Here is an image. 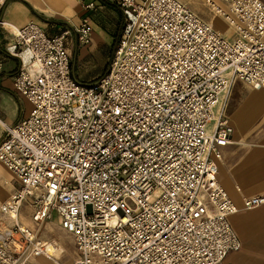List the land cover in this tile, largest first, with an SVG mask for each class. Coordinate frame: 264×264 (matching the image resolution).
Listing matches in <instances>:
<instances>
[{
  "label": "built area",
  "instance_id": "1",
  "mask_svg": "<svg viewBox=\"0 0 264 264\" xmlns=\"http://www.w3.org/2000/svg\"><path fill=\"white\" fill-rule=\"evenodd\" d=\"M221 2L227 12L205 0L233 26L232 41L180 0H119L120 36L89 86L72 75L67 31L48 36L34 22L0 20L20 61L13 88L32 107L3 126L0 163L20 187L0 206V264H63L64 252L57 258L21 223L25 203L33 224L55 216L71 235L72 264H222L240 250L229 222L238 209L217 180L233 129L224 102L217 118L213 109L236 80L264 89V2ZM75 31L90 43L87 17ZM262 205L264 195L243 200Z\"/></svg>",
  "mask_w": 264,
  "mask_h": 264
},
{
  "label": "crops",
  "instance_id": "2",
  "mask_svg": "<svg viewBox=\"0 0 264 264\" xmlns=\"http://www.w3.org/2000/svg\"><path fill=\"white\" fill-rule=\"evenodd\" d=\"M86 1L94 3L93 11L85 13L77 0H9L0 7V20L17 28L34 22L48 36L67 31L65 47L76 80L75 64L83 63L88 58L103 61L106 54L113 52L124 23L119 0ZM84 17L88 18L91 26L90 43L86 46L78 42L75 31ZM72 41L76 42L75 54L68 46V42L71 44ZM13 42V36L0 27V142L5 134L3 123L14 126L32 109L13 88V80L20 66L19 59L7 50ZM4 63L8 64L6 69ZM101 69L105 74L108 66L104 64ZM101 72L79 83L92 85L104 75ZM235 84L224 100L223 114L233 132L231 142L219 149L221 159L218 162L217 180L238 209V213L229 217V222L240 240L241 248L228 254L222 264H264V205L254 208L243 206L244 199L264 195V89ZM6 104L9 112L6 111ZM19 187L20 183L0 163V206ZM25 207L31 213L30 205L25 203L20 211V221L29 226L30 222L22 214ZM5 222L0 213V225Z\"/></svg>",
  "mask_w": 264,
  "mask_h": 264
},
{
  "label": "rangeland",
  "instance_id": "3",
  "mask_svg": "<svg viewBox=\"0 0 264 264\" xmlns=\"http://www.w3.org/2000/svg\"><path fill=\"white\" fill-rule=\"evenodd\" d=\"M183 4H186L187 7H190V9L198 15L203 21L210 24L215 30L219 31L223 37H225L227 40H234L236 38V33L230 24H227L223 21L222 18L217 17L213 11L210 9V7L205 3V0H181ZM213 1L217 6L221 7L223 10L227 12V6L221 2V0H211ZM68 46L72 49L73 54H75L76 51V42L72 41ZM112 53L110 55L106 54L105 59L102 61L99 58H88L85 60V62L80 63L77 62L75 64V70H74V76L76 80L80 83H84L86 80L91 78V76L101 72V66L106 64L108 66V63L112 57ZM106 60V61H105ZM4 68L8 67V64H3ZM104 74V72H101V74ZM236 86L245 85L242 82L235 81ZM225 100V93L221 94L219 97L218 105L213 109L214 117L217 118L219 111L222 107V104ZM6 111L9 112L10 108L6 104ZM214 129V122H211L206 127V132L208 134H211ZM23 216L27 219L28 222H30L29 227L33 230L37 231V235L41 239H45L48 241H52V245L56 246V250H54V253L57 258H60L62 255L61 253L64 252L63 256L61 257V263L63 264H71L74 259L78 257L77 252L75 251V247L73 244V239L71 235L63 231L59 228L56 217L54 216L51 221H47L41 225L33 224L30 221V211H28V208L25 207L22 211ZM38 227V228H37ZM52 246V248H54ZM93 262L96 263L98 261L97 257L92 258ZM36 264H51L48 261L45 262L41 259H36L34 261ZM101 264V263H99Z\"/></svg>",
  "mask_w": 264,
  "mask_h": 264
},
{
  "label": "bare ground",
  "instance_id": "4",
  "mask_svg": "<svg viewBox=\"0 0 264 264\" xmlns=\"http://www.w3.org/2000/svg\"><path fill=\"white\" fill-rule=\"evenodd\" d=\"M5 25H6V22H5ZM6 27V26H5ZM5 124L3 123V126H4ZM238 213V212H237ZM236 214V213H235ZM234 214V215H235ZM231 217V216H230ZM38 228V227H37ZM36 235H37V231H36ZM41 239V238H40ZM42 241H44V242H46L47 244H48V248H49V251L51 252L52 250H51V247L53 246L52 245V241H46L45 239H42ZM54 247V246H53ZM39 259H44V260H46V261H48L47 259H45L44 257H40ZM49 263H51L50 261H48ZM73 263V262H72ZM71 263V264H72ZM51 264H53V263H51Z\"/></svg>",
  "mask_w": 264,
  "mask_h": 264
}]
</instances>
